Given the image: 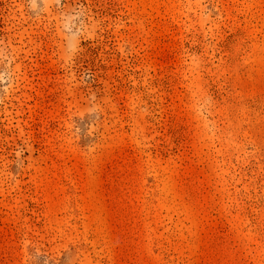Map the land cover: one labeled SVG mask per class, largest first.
Wrapping results in <instances>:
<instances>
[{
	"label": "rangeland",
	"instance_id": "rangeland-1",
	"mask_svg": "<svg viewBox=\"0 0 264 264\" xmlns=\"http://www.w3.org/2000/svg\"><path fill=\"white\" fill-rule=\"evenodd\" d=\"M0 264H264V0H0Z\"/></svg>",
	"mask_w": 264,
	"mask_h": 264
}]
</instances>
